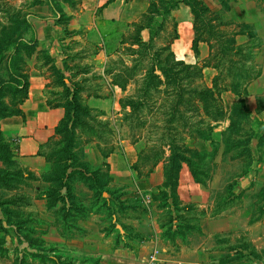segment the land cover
<instances>
[{
	"label": "rangeland",
	"instance_id": "rangeland-1",
	"mask_svg": "<svg viewBox=\"0 0 264 264\" xmlns=\"http://www.w3.org/2000/svg\"><path fill=\"white\" fill-rule=\"evenodd\" d=\"M47 1L0 0V47L5 33L16 30L22 43L32 42L29 15ZM152 1L159 0L149 6ZM200 1L207 8L197 17L180 4L164 20L157 17L152 34L123 21L81 31L80 38L53 45L64 58L46 46L27 50L22 44L11 58V50L0 51V79L9 70L45 67L48 103L65 109L57 132L41 147L39 177L22 167L15 140L0 139V207L7 210L0 211V264H188L183 249L190 245L201 251L194 264H264V248L253 249L249 229L264 216V0ZM187 15L194 40L210 52L192 67L169 56L177 20ZM54 32L73 36L62 24ZM204 65L215 68L218 99L207 104L212 117L203 104L194 108V94H176L201 88L206 81L196 71ZM145 84H160L159 91L144 95ZM225 89L236 95L227 112L220 110ZM22 95L2 85L0 109H16ZM226 100L230 104L231 95ZM75 101L90 114L78 112L72 124L75 115L68 112ZM128 101L140 103L137 114L123 107ZM178 101L184 118L174 128L196 177L186 163L192 184L170 196L163 187L167 155H154L153 146L167 135V112ZM102 148L126 162L120 172H111ZM44 195L47 205L39 200Z\"/></svg>",
	"mask_w": 264,
	"mask_h": 264
},
{
	"label": "crops",
	"instance_id": "crops-1",
	"mask_svg": "<svg viewBox=\"0 0 264 264\" xmlns=\"http://www.w3.org/2000/svg\"><path fill=\"white\" fill-rule=\"evenodd\" d=\"M76 1V2H75ZM59 0V4L55 5V1H47L35 6L34 14H30L33 27L35 28V37L38 40V47L46 46L50 49L49 53L59 58H64L66 55L62 53V49H55L53 45L60 43H69L76 38H80L79 32L86 31L88 34L101 23L112 21H123L127 24L135 23L140 16L148 10L149 2L151 0ZM189 7V6H188ZM191 9V8H190ZM41 13L42 16H39ZM66 17L62 21L58 17ZM62 24L65 29L73 32L72 37H57L54 28ZM69 27V28H68ZM84 29V30H81ZM178 38L171 44V50L174 52L177 59H181L189 64H196L198 61L206 60L210 54L209 49L203 42H199L198 49L193 48V22L191 16H185L177 20ZM77 34V35H76ZM62 39V40H59ZM68 52V51H67ZM71 52V51H69ZM61 62V61H60ZM58 63V62H57ZM26 67H29L26 65ZM32 71V70H31ZM26 68L25 73L29 75L30 84L28 87V96L20 105L23 110V115H13L5 117L0 121V132L3 138L8 140H15V153L19 160H21L22 167H26L30 172L37 177L41 175L44 170L45 159L41 155V147L47 143L56 133L60 121L65 116V109L62 107H54L49 105L47 96L45 94L46 85L50 79L45 73L46 68L36 69L31 72ZM215 68L206 66L203 69V78L205 85L213 87V79L215 76ZM212 72L211 76L207 78V73ZM204 81V80H203ZM212 82V84H211ZM223 105L226 110L236 101V95L231 89H225L221 94ZM231 95L232 101L226 100V97ZM112 154V155H111ZM109 164L111 165V172H120L125 167L126 162L120 161L118 154L111 153ZM191 185V172L186 163L183 164L179 180V193L181 187ZM43 203L47 205L48 197H42ZM222 217V215H221ZM218 218V217H217ZM209 219L207 220V222ZM213 220L209 221L208 227H212ZM252 246L255 250L264 248V216L262 220L254 222L249 227ZM207 234L209 231L204 230ZM223 241H220L221 243ZM225 242V241H224ZM224 244V243H222ZM192 245L188 249H183L184 253H188L190 260L188 264H194V258L198 259L196 253L201 254L198 248L192 250ZM206 249V248H205ZM194 251V252H191ZM204 259L210 257L203 253ZM175 258V256H172ZM183 259V258H181ZM210 259V258H208ZM166 262L169 260H165ZM180 261V260H179Z\"/></svg>",
	"mask_w": 264,
	"mask_h": 264
},
{
	"label": "trees",
	"instance_id": "trees-1",
	"mask_svg": "<svg viewBox=\"0 0 264 264\" xmlns=\"http://www.w3.org/2000/svg\"><path fill=\"white\" fill-rule=\"evenodd\" d=\"M180 4H185V5L189 6L191 8L192 13L196 17L203 10H205L207 8V6H205V4L203 2H201L200 0H159V1H152L150 6L148 7V10L140 16L139 20L137 21V23H135V25L139 27L141 32L143 30L147 29L149 31V33L152 34V31L154 29L153 25L157 24V17H160L161 20H164L167 16L171 15L172 11L175 10L176 8H178L180 6ZM20 23H22V22L20 21ZM25 23L28 24V22H25ZM30 26H31V24H30ZM4 32H6V30H4ZM16 32H17V30L7 32V33H5L3 38H1L2 46L0 47V51L8 52L11 50V54L9 55L10 58L12 55H14V57H16V55L19 54V52L22 49L21 48L22 44L26 45L25 47L27 48V50L36 49L38 47V40L36 39V37L33 38L32 42L30 41V42L22 43L23 38L21 36L15 37ZM177 38H178V32L176 30V33L173 37V41ZM140 41H142V38L140 39ZM173 41L170 43V46H169V50H170L169 56L176 59L174 52L171 50V44L173 43ZM197 45H198V43L194 40L193 48L195 50L198 49ZM1 60L3 61L4 57H2ZM181 63L185 64L183 60H181ZM186 65L188 67L193 66L191 64H186ZM206 66H208V65H204L201 68H197L196 74L201 78V80L203 78V69ZM24 70H21L20 72H13L12 70H9L10 73L8 74V77L7 78L4 77V78L0 79V89L2 88V85L9 84V85H12V88H14L15 90L23 92L22 98L19 101L18 107L16 109H14V110H9L7 108L6 109H2V108L0 109V121H1V119L5 118V117H9V116H13V115H23V110L20 107V105L25 101V99L28 96V87L30 84L29 75L27 73H25ZM159 85L160 84H145L143 87V94L149 95V93L152 89L158 90ZM185 92H189L190 94H194V98H195L194 101L196 102V104L194 103L193 106L196 110L199 108L197 106V104H203V109L206 110L207 115H209L210 117H212L211 115H214V114H212V112L210 113V111L208 112V110H207V108H208L207 104L209 103V100L215 101L216 99H218V98H216V92H215L214 87H209V86L205 85V83H203V80H202L200 89L198 88L195 90H193V89L185 90L184 88H178V92H176V94H177L178 98H181L183 96V93H185ZM166 93H170V90L167 91ZM219 100H221V98ZM126 105L127 106L129 105L132 109L131 113H135V114H137V111L140 108L139 102L138 103L136 102V104L133 101L123 102L124 108L126 107ZM178 106H179V101L171 103L170 111H172V112H167L168 116L166 118L167 124H166L165 130L168 133H167V135H163L161 137L162 141H160V145L155 144L153 146V151H155L153 153L154 155H159V153H160V155H163V156L167 155V156L163 157V159L167 162V164L165 166V172H164L165 181L163 183V187L165 188L164 194H166V195L168 194L170 196H177L178 195L180 173H181V169H182L184 163H187L190 166V168L192 169L193 175L196 177V173L193 170L194 169L193 168V161H192L191 157L188 155V152H187L185 145L178 143L179 136L176 132L177 131L176 127L174 128V122L178 118H181V119L184 118V116L180 114ZM54 107H58V106H54ZM220 110L227 112V110L225 109V107L223 105L220 106ZM81 111H83L87 114H90L89 113L90 108L85 109L82 107V105L79 102H76V101L73 102L71 105V109L68 112V115H70V114L72 116L75 115L74 120H72V124H74V122L78 119V118H76V116H77L78 112H81ZM130 115H126V117H128ZM216 115H220V112H218V114H215V116ZM70 121H71V119H70ZM215 121H217V120H215ZM57 128H56V132L58 130ZM65 128L68 129V132L71 130L69 125L65 126ZM91 129H94V126H92ZM70 134L71 133H69L67 135L69 141H71L73 139V137L70 138V136H69ZM165 137L170 138V140H168L167 143L164 142ZM0 139L1 140L4 139L3 136H1V132H0ZM167 149L169 150L168 154H166ZM101 152L103 153L104 158L107 159L110 156V154L113 153L114 151H106L102 148ZM142 155H143L142 152H140L141 157H142ZM107 165H108V163H107ZM64 186L68 187V184H65ZM0 211L3 212L4 214H7V210H3V208H1V207H0Z\"/></svg>",
	"mask_w": 264,
	"mask_h": 264
}]
</instances>
